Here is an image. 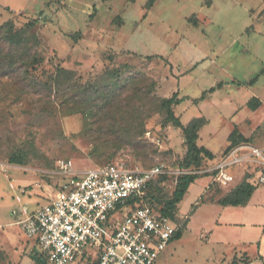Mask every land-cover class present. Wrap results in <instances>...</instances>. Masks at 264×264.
Segmentation results:
<instances>
[{
  "label": "rangeland",
  "instance_id": "obj_1",
  "mask_svg": "<svg viewBox=\"0 0 264 264\" xmlns=\"http://www.w3.org/2000/svg\"><path fill=\"white\" fill-rule=\"evenodd\" d=\"M147 1L0 0V26L40 59L28 76L55 83L38 92L19 71L0 73V231L8 241L0 264H39L18 220L22 208L29 212L53 195L45 184L60 180L59 162L70 160L77 171L106 163L177 168L182 132L165 121L159 105L174 92L184 98L173 105L182 124L206 119L197 143L213 153L210 164L220 159L233 129L264 147V0ZM57 67L70 73L57 75ZM252 97L259 100L254 109L247 105ZM15 153L24 165L8 162ZM35 182L43 197L19 192L27 185L38 191ZM174 182L173 175L165 181V195ZM229 187L209 175L188 187L176 210L188 223L155 264H264L256 255L257 244L264 252L262 227L215 226L244 220L260 203L264 214V185L255 188L249 211H221L211 202ZM243 240L251 242L248 253L234 248Z\"/></svg>",
  "mask_w": 264,
  "mask_h": 264
},
{
  "label": "built area",
  "instance_id": "obj_2",
  "mask_svg": "<svg viewBox=\"0 0 264 264\" xmlns=\"http://www.w3.org/2000/svg\"><path fill=\"white\" fill-rule=\"evenodd\" d=\"M164 167L107 163L77 171L70 160L61 161L62 179L53 195L35 210L22 208L25 216L18 223L26 238L35 242L43 264H155L178 224L146 204L131 208L127 199H141L149 181L165 173L209 172L211 182L219 186L231 187L242 180L264 185V147L239 143L198 170Z\"/></svg>",
  "mask_w": 264,
  "mask_h": 264
},
{
  "label": "trees",
  "instance_id": "obj_3",
  "mask_svg": "<svg viewBox=\"0 0 264 264\" xmlns=\"http://www.w3.org/2000/svg\"><path fill=\"white\" fill-rule=\"evenodd\" d=\"M155 0H148V6H151ZM9 29V31H8ZM5 29V24L0 26V73L2 74H15L19 71L20 75H22V79L27 80L29 87L37 88L38 92H43L45 90L51 91L52 85L55 83L47 84L46 82L35 81V79L28 76L30 71L28 67L33 64H39L40 59L37 58L36 54L30 55L29 48H25L24 46H20L22 41L16 33H12L10 28ZM1 43L6 47L1 46ZM23 57L25 60H23ZM29 60V62H27ZM35 69V66H31ZM23 69V70H22ZM21 71V72H20ZM29 71V72H28ZM68 70L57 67L56 74L63 75L69 74ZM27 74V76H25ZM30 77V78H29ZM57 83V79L54 80ZM251 82H253L251 80ZM42 88H39V86ZM58 86V84H56ZM73 87V85H71ZM220 86V84H218ZM70 88V86H68ZM214 90L211 87L208 91L212 92ZM209 92V93H210ZM205 98V94L201 95L199 100ZM184 98L178 97L177 93L174 92L169 97H163L160 99L159 105L160 108L164 111V119L166 122L170 123L173 127H176L181 130L185 150L183 155L177 159V168L178 169H190V170H198L202 168H206L210 166L212 159L214 158L213 153L207 149L203 145H199L197 143L198 139V131L199 129L206 123V119L203 116L193 117L186 124H182L179 117L175 115L173 111V105L180 103ZM259 100L256 97H252L247 102V105L254 109L256 108ZM228 144L225 146L223 153H227L232 147L239 143L247 142V138L237 132L236 129H233L228 137ZM203 161L205 163H203ZM8 162L14 165H24V156L22 154H12L8 157ZM107 164V163H106ZM204 164V165H203ZM104 165V164H103ZM124 165V164H123ZM101 166V165H99ZM128 168H133L127 165H124ZM143 167L150 168L153 167ZM173 174H160L154 177L149 181L147 186L146 194L140 198H129L126 201V205L131 208L135 207L136 203L138 204H146L151 208L157 210L161 215L168 216L174 223L178 224V229L175 232L171 241L178 239L181 236L182 227L187 225L188 217L185 216L183 220H179L176 216V210L178 207V203L183 198L190 184H192L198 177L209 175L212 173H181L173 175L175 177V182L173 185V189L170 194L167 196L164 192L165 181ZM256 186L246 182L245 180L237 182L235 185L228 188V191L223 194L221 197L217 199V203L223 206L231 205V206H243L247 203L250 196L252 195ZM195 205H192L191 211ZM122 210V208H119ZM33 259L39 264H43L44 257L38 252L37 248L34 253L31 255ZM2 258V254L0 251V259ZM234 263V260L231 261V264Z\"/></svg>",
  "mask_w": 264,
  "mask_h": 264
},
{
  "label": "crops",
  "instance_id": "obj_4",
  "mask_svg": "<svg viewBox=\"0 0 264 264\" xmlns=\"http://www.w3.org/2000/svg\"><path fill=\"white\" fill-rule=\"evenodd\" d=\"M60 180L58 181V183H60V181H61V177L59 178ZM57 182H56V185L58 184ZM45 185H47L48 186V188H51L53 191H54V189H55V186L56 185H54V187H50V185L49 184H45ZM191 185V184H190ZM19 187V186H18ZM257 187V186H256ZM21 188H23L24 190H25V192H27V194H30V193H35V195H37V196H41V197H43L44 195H45V192L43 191V188H42V185H41V183L40 182H35L34 183V188H38V191L37 190H35V189H33V187L30 185V186H23V187H19L18 189H19V192H20V189ZM40 189V190H39ZM36 191V192H35ZM24 192V193H25ZM255 192V189H254V191H253V193ZM23 193V194H24ZM253 193H252V195L250 196V198H249V200L247 201V203L245 204V205H243V206H241L242 207V209H244V211H245V209H247V211H249L248 209V207H249V205H250V202L252 201L251 199H252V196H253ZM46 197V196H45ZM212 204H218V205H220L219 203H217V200L216 201H212L211 202ZM37 205H36V208H34V209H32V210H35V209H37V208H39L41 205H39L38 203H36ZM193 205H195V204H193ZM196 207H195V209H192V213H195L196 212V209L198 208V206H199V204L198 203H196ZM220 206H222L223 208H221V211H226L225 210V208L226 207H228V206H231V205H227V206H223V205H220ZM262 206L263 205H261V203H260V205H255V208L256 209H253V213H250V212H247V214L244 216V220L242 219V220H240V221H234V223H231V222H229V221H217L216 222V227L217 228H220V226H222V225H225V226H230V225H234V226H237V225H239V226H243V228H244V226L247 224L248 225V227H247V229H248V231L249 230H251V227H255V226H259V227H262L261 228V234H260V237L262 236L263 238H264V235H263V233H264V224L260 221V217H264V214H263V210H262ZM191 209V208H190ZM190 211V210H189ZM13 214H15V212L13 211ZM249 214L251 215V218L253 217L254 219H250L249 218ZM193 215V214H192ZM237 222H239V223H237ZM188 223V222H187ZM19 224V223H18ZM235 228V227H234ZM0 229H2V226L0 225ZM22 229V228H21ZM227 230V229H226ZM245 231H247V230H245ZM247 231V232H248ZM210 232L212 233V230H210ZM24 234V233H23ZM6 235L5 234H3V232H2V230L0 231V247L5 243V244H7V240L5 239L6 237H5ZM25 237V239H26V242L28 243H30V257L33 259V257L31 256L32 255V253H34V251H35V249H36V244H35V242L32 240V239H29V238H26V236H24ZM261 237V238H262ZM223 241H224V239H223ZM251 244V242L250 241H248V240H243V241H241L240 242V245H238V247L239 248H237V246H234V248H236V249H240V248H242L243 249V251H246L247 253H248V251L249 250H246V248H249V246H251L250 245ZM17 247V246H16ZM4 249V246L3 247H1V249ZM257 251H256V255L257 256H260V257H262L263 259H264V255H262V254H264V252H263V247H260L258 244H257V249H256ZM259 251H261V253L262 254H260L259 253ZM231 257H234V254H231Z\"/></svg>",
  "mask_w": 264,
  "mask_h": 264
}]
</instances>
